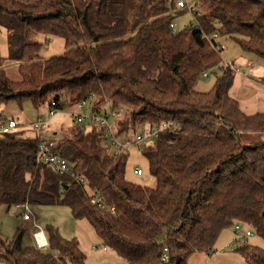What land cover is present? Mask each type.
Wrapping results in <instances>:
<instances>
[{
	"label": "trees",
	"instance_id": "obj_1",
	"mask_svg": "<svg viewBox=\"0 0 264 264\" xmlns=\"http://www.w3.org/2000/svg\"><path fill=\"white\" fill-rule=\"evenodd\" d=\"M175 3L0 0L6 59L18 63L19 76L11 80L0 58V108L30 104L37 111L47 102L48 119L32 122L43 120V126L30 124L38 132L48 126L53 109L54 117L92 105L89 115L73 113L76 128L69 136L0 132V206H66L127 264H189L193 254L207 253L237 224L264 240V113L246 115L230 97L235 70L223 62L218 40L227 37L264 60V0H203L207 12L190 6L194 24L173 34L170 26L185 12ZM40 34L61 38L64 53L41 59L43 44L35 39ZM215 69L212 88L197 91L202 73ZM254 79L264 85V77ZM94 118L105 120L118 140H133L140 126L177 124L142 150L154 187L126 180L125 149L114 156ZM7 120L18 127L0 110V123ZM40 142L53 143L69 173L37 161ZM96 192L104 210L92 202ZM24 233L17 229L9 240L0 235L2 264H85L75 239L46 227L54 256L24 246ZM236 252L247 264H264L257 246L243 243Z\"/></svg>",
	"mask_w": 264,
	"mask_h": 264
},
{
	"label": "rangeland",
	"instance_id": "obj_2",
	"mask_svg": "<svg viewBox=\"0 0 264 264\" xmlns=\"http://www.w3.org/2000/svg\"><path fill=\"white\" fill-rule=\"evenodd\" d=\"M186 1L188 7L185 9V12L174 21V25L177 30H182L184 27L188 26V24H194V17L189 10L190 6H193V9L199 13H206L208 10L207 6L202 5L203 0ZM35 37L36 41H39L43 44V47L39 52V57L41 59L60 56L64 53V41L61 38L49 37L41 34ZM218 40L222 42L223 48H226V50L224 49L222 52L223 62L226 60L236 61L239 59V57H242L247 61L253 62L255 65L264 67L263 59L242 52L227 37L221 36L218 38ZM7 57V32L4 28L0 27V58H2L3 62L2 67L11 80H18V63L7 60ZM235 64H237V67L241 69L242 74L248 72L249 74L247 75L254 79V76H251L250 74V68L243 67L238 64V62ZM217 74H219L217 69L214 71H208L207 77L204 78L201 76L198 79L195 89L200 92L209 91L215 83ZM245 86L247 89L248 84ZM251 88L247 91L251 90ZM260 96H262V94L257 93L255 100L258 101ZM262 98L263 97H261V99ZM29 105L30 104H24L22 109L19 110L15 104L10 103L8 105H2L0 110L4 113H7V110L15 111L16 109V113H13L12 116L18 122V127L14 129V132H17L22 137L26 138H36V135L40 134V138L46 139H58L61 136H69L70 132L76 128H73L75 125V122H73V113L78 112L82 115H89L91 114L92 106L91 102H86L79 110H76V108L73 107L59 111L54 117L50 118L48 126L36 132L31 128L30 124L34 121L37 115L44 118L45 120L48 119L49 104L47 102L43 103L37 109V111H35L33 107ZM87 121L90 122L89 120ZM88 122L85 123L87 127H89ZM109 123L112 128L113 120H109ZM144 131L145 130L143 127L140 126L137 128L135 134H139ZM255 139L257 138L254 137V140ZM247 141L249 140H244L245 143ZM149 143L150 142L141 143L140 145H132L125 149V178L127 181L137 185L154 187L155 180L150 174L148 162L142 154V150ZM135 169H139L141 171V175L134 174L133 171ZM29 212L36 216L38 224L45 234L46 227H51L53 230L57 231V233L62 238L66 240L75 239L78 242L79 249L86 257L85 264H127L125 260L116 252L107 248L106 250H103L105 247L99 243L88 223L84 220L75 219L68 207L36 205L30 206ZM22 214L23 209L19 207L12 206L7 208L6 206H0V235L4 239L9 240L15 235L17 229H22L25 232L23 237V245L35 246L34 240L32 238L33 226L31 223L25 222L22 219ZM247 229L252 232L253 236L245 239L243 235L244 231ZM243 243L257 246L264 250V240L260 238L254 232V230H252V228L243 227V230L240 232H235L233 228H229L224 230L219 235L211 250H209L207 253L193 254L188 262L189 264H247L241 255L236 252V249ZM47 250L52 255L57 256L56 250H50L49 248H47ZM0 264L2 263L0 262Z\"/></svg>",
	"mask_w": 264,
	"mask_h": 264
},
{
	"label": "built area",
	"instance_id": "obj_3",
	"mask_svg": "<svg viewBox=\"0 0 264 264\" xmlns=\"http://www.w3.org/2000/svg\"><path fill=\"white\" fill-rule=\"evenodd\" d=\"M175 7L177 10L186 9L188 7L187 1L186 0H176ZM189 10L191 11V13L193 12L192 8H189ZM170 28L173 34L177 33V29L174 24H172ZM201 76L205 78L207 77V73L204 72L202 73ZM52 105L54 106V104ZM55 113L56 112L53 109L50 112V117H53ZM77 121L78 123H82L83 119L78 118ZM93 121L98 122L105 129L104 137L107 139V143L111 144L112 147H114V150H113L114 156H118L119 154H121V152L124 149H127L128 147L132 145H140L141 143H146L148 141L156 139L162 131L177 128V124H174L172 122H163L159 125H146L145 131L142 133L136 134L133 140H129L126 138L118 140L112 136L110 130L108 129L107 122L105 120L94 118ZM43 124H44L43 120H38L32 123V127L34 129H37L43 126ZM16 127L17 125L14 120H7L5 123H0V132L9 133ZM53 147L54 145L52 142H40L37 146V149H38L37 161L43 166L50 165L54 167V169L60 174L69 173L70 172L69 164L66 162L65 159L61 158L56 152L52 150ZM133 173L136 175H141V171L139 169H135ZM92 202L96 204L99 209L104 210V205L101 203V197L99 196L98 192H96L94 196L92 197ZM17 207L23 209L22 219L25 222L31 223L33 226L32 238L34 240L35 247L42 251L47 250L48 242L46 239V235L44 231L40 228L36 216H34L31 212H29V207L26 204L19 205ZM110 211H112L113 213V208H110ZM243 227L244 226L237 224L234 226V231L240 232L243 230ZM252 236L253 234L249 229L244 231L243 237L245 239H248ZM103 250H106V248H104ZM163 260L165 261L166 257H164Z\"/></svg>",
	"mask_w": 264,
	"mask_h": 264
},
{
	"label": "crops",
	"instance_id": "obj_4",
	"mask_svg": "<svg viewBox=\"0 0 264 264\" xmlns=\"http://www.w3.org/2000/svg\"><path fill=\"white\" fill-rule=\"evenodd\" d=\"M224 49L226 50V48H224ZM225 62L230 64V66L235 70L233 84L229 90L230 97H232L233 99H235L239 103L240 109L246 115H252L256 112L264 113V85H261L258 82L256 83L255 79H253L252 77H249L247 75V74H249L248 72H245L244 74H242L241 69H239L237 67L238 65L235 63L238 62V64H240L241 66L246 67V68H250L249 69L250 74H251V76H254V78L255 77H260V78L264 77V67H262L260 65H255L253 62L247 61L242 57H239V59H237L236 61L226 60ZM247 84H248V86L246 89L245 85H247ZM250 88H251V90L247 91ZM257 93L262 94V96H260V99L257 98L258 101L255 100ZM261 97H263V98L261 99ZM13 113L14 114L16 113V109H15V111L7 110L6 115L8 117H12ZM37 117L41 118L39 115H37L36 118ZM62 129H63V127H62ZM53 134H55V133H53ZM38 135H40V134H38Z\"/></svg>",
	"mask_w": 264,
	"mask_h": 264
}]
</instances>
